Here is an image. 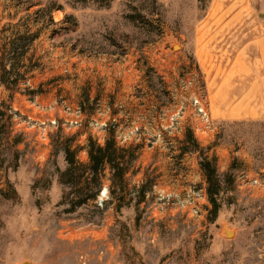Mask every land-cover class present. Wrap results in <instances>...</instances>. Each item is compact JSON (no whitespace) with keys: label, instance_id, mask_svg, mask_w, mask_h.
Masks as SVG:
<instances>
[{"label":"rangeland","instance_id":"obj_1","mask_svg":"<svg viewBox=\"0 0 264 264\" xmlns=\"http://www.w3.org/2000/svg\"><path fill=\"white\" fill-rule=\"evenodd\" d=\"M263 64L264 0H0V264H264L260 90L243 99ZM97 99L122 102L142 138L118 137L94 170L90 142L113 137L90 126ZM63 100L81 126L43 141L13 125L10 103L62 119ZM199 187L200 214L160 200Z\"/></svg>","mask_w":264,"mask_h":264},{"label":"built area","instance_id":"obj_2","mask_svg":"<svg viewBox=\"0 0 264 264\" xmlns=\"http://www.w3.org/2000/svg\"><path fill=\"white\" fill-rule=\"evenodd\" d=\"M36 102H34V104L36 103V107H43L47 110L53 107L52 105L43 106L37 100ZM62 103L66 114L62 119L51 116H47L46 118L38 117L28 111L20 109L13 103L9 104V112L11 114L13 125L18 132L28 134V137H32L33 134H37L41 140L46 141L51 133V130L58 128L60 124H67L72 127H79L83 124L82 106H72L65 100H63ZM95 104L97 107L96 112L100 114L98 116H92L90 126L97 131L96 134L113 133L115 140L120 137L124 142H130L142 138V124L130 119V113L124 109L122 102L115 101L112 103V107L119 108L118 112L112 111L111 104L108 105L107 110H103L101 100L99 99L96 100ZM191 104L199 120H201L207 128L211 129L213 127V119L210 108L206 102H204L198 95H194L191 97ZM180 115H183L180 110L172 114V122L170 126H174L178 123ZM240 179L243 183L253 186L261 183L259 178H250L248 174L245 173L240 176ZM107 194L108 188L105 187L99 196L101 202L106 199L104 196ZM160 200L167 205H180L192 213L200 214L203 206L208 201V193L205 188L199 187L189 189L186 192L185 197L182 198H179L178 195L173 192L162 193Z\"/></svg>","mask_w":264,"mask_h":264},{"label":"trees","instance_id":"obj_3","mask_svg":"<svg viewBox=\"0 0 264 264\" xmlns=\"http://www.w3.org/2000/svg\"><path fill=\"white\" fill-rule=\"evenodd\" d=\"M1 81L5 82L3 80V77L1 78ZM90 143H91V148L89 151L90 152V159H91V162L94 164V170H96L98 168V165L101 163L113 164L115 162V159H116V148H115L116 143H115L114 137L109 139L106 142L105 146L99 145L95 141H91ZM131 148L132 147H130V149H127V150L124 148H121V149L118 148L121 151H128V153L130 155L129 161H131L134 158V151L135 150L131 149ZM202 166H203L205 173L208 176V179L211 183L212 182V176L215 173V169L212 167V163L210 161H204ZM215 193H216V191L210 190V199L214 203L215 209H217L218 203L215 199ZM97 194L98 193H96V195Z\"/></svg>","mask_w":264,"mask_h":264},{"label":"crops","instance_id":"obj_4","mask_svg":"<svg viewBox=\"0 0 264 264\" xmlns=\"http://www.w3.org/2000/svg\"><path fill=\"white\" fill-rule=\"evenodd\" d=\"M262 66H263L262 68H264V64ZM253 89H255V90L253 91ZM259 90H260V93H261V97H260L261 105L258 106L257 110H254L255 113H254V111L251 110L247 114H252V116L256 115L258 117H264V74H262L260 77L256 76L255 78L251 79L250 88H248V87L245 88L243 99L244 100H251V99L257 98L256 94H257V92ZM245 105L247 106L248 104H245ZM27 111L29 113L35 115V116H38V117H42V116L43 117H47V116H49V115H44L41 112H37L36 109L33 108V107H29L27 109Z\"/></svg>","mask_w":264,"mask_h":264},{"label":"water","instance_id":"obj_5","mask_svg":"<svg viewBox=\"0 0 264 264\" xmlns=\"http://www.w3.org/2000/svg\"><path fill=\"white\" fill-rule=\"evenodd\" d=\"M231 234V231H228V235H230Z\"/></svg>","mask_w":264,"mask_h":264},{"label":"bare ground","instance_id":"obj_6","mask_svg":"<svg viewBox=\"0 0 264 264\" xmlns=\"http://www.w3.org/2000/svg\"><path fill=\"white\" fill-rule=\"evenodd\" d=\"M177 47H178V45H177Z\"/></svg>","mask_w":264,"mask_h":264}]
</instances>
